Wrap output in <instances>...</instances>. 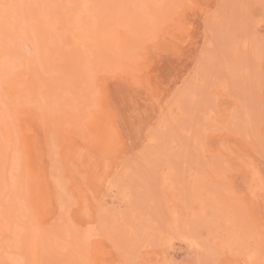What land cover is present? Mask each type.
Here are the masks:
<instances>
[{
    "label": "rangeland",
    "instance_id": "obj_1",
    "mask_svg": "<svg viewBox=\"0 0 264 264\" xmlns=\"http://www.w3.org/2000/svg\"><path fill=\"white\" fill-rule=\"evenodd\" d=\"M0 264H264V0H0Z\"/></svg>",
    "mask_w": 264,
    "mask_h": 264
},
{
    "label": "bare ground",
    "instance_id": "obj_2",
    "mask_svg": "<svg viewBox=\"0 0 264 264\" xmlns=\"http://www.w3.org/2000/svg\"><path fill=\"white\" fill-rule=\"evenodd\" d=\"M241 1V0H240ZM248 11V10H247ZM85 13V12H84ZM253 24V23H252ZM10 40V39H9ZM207 50V49H206ZM252 68V67H251ZM237 117V116H236ZM163 141V140H162ZM171 162V161H170ZM178 165V164H177ZM151 171V170H150ZM187 172V171H186ZM203 175V174H202ZM171 179V178H170ZM182 179V178H181ZM182 190V189H181ZM163 193V192H162ZM164 194V193H163ZM183 195V194H182ZM200 196V195H199ZM157 201V200H156ZM194 201V200H193ZM208 201V200H207ZM181 202H182V200H181ZM203 203V202H202ZM182 204V203H181ZM136 205V204H135ZM207 208H209V207H207ZM125 210V209H124ZM145 214V213H144ZM161 215V214H160ZM127 216V215H126ZM237 220V219H236ZM222 221V220H221ZM216 228V227H215ZM249 233V232H248ZM180 234V233H179ZM209 234V233H208ZM113 235H115V234H113ZM143 240V239H142ZM34 243V242H33ZM46 243V242H45ZM13 244V243H12ZM84 246V245H83ZM19 248V247H18ZM46 248V247H45ZM44 249V248H43ZM22 252V251H21ZM52 261V260H51Z\"/></svg>",
    "mask_w": 264,
    "mask_h": 264
}]
</instances>
